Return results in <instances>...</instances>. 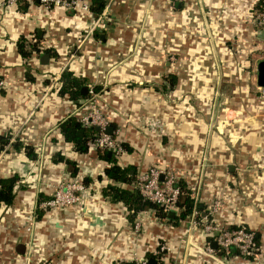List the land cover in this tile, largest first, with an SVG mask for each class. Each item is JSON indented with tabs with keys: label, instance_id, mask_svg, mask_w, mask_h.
Returning a JSON list of instances; mask_svg holds the SVG:
<instances>
[{
	"label": "crops",
	"instance_id": "0c3cea01",
	"mask_svg": "<svg viewBox=\"0 0 264 264\" xmlns=\"http://www.w3.org/2000/svg\"><path fill=\"white\" fill-rule=\"evenodd\" d=\"M261 9L259 0H106L100 15L90 8L45 9L38 0L0 5V134H9L0 151V176L18 175L12 201L0 204V264H121L134 253L151 257L147 254L162 242L170 246L173 264H226L216 246L213 253L204 250L212 237L201 227L185 235L192 213L175 223L179 207L164 216L147 208L130 222L120 201L102 195L105 184L125 183L105 176L107 161L91 145L80 152L63 138L58 122L70 115L78 118L91 97L70 99L58 93L64 68L81 78V84L93 85L95 103L111 133L125 143L115 156L120 166H128L133 177L148 166L168 168L176 183L190 190L197 217L205 215L225 228L252 229L260 243L264 234L256 228L264 225V170L258 172L257 152H252L264 147V120L252 118L257 113L264 119V100L255 82L260 58L252 65L250 84L243 64L224 61L237 55L233 37L248 39V50H264L261 28L249 22ZM91 23L94 28L86 38ZM210 34L218 39L212 51L205 38ZM20 37L38 49L22 56ZM40 51L48 53L46 63L40 62ZM52 73L59 78L56 88L45 80ZM229 83L234 89L227 96L220 86ZM242 101L247 103L244 110L253 113L249 125L236 124L227 142L211 134L209 119L219 102L242 107ZM15 141L30 146L35 156H26L23 146L12 148ZM56 153L75 162L74 174L63 160L54 161ZM69 180L84 185L78 203L38 205L40 194L46 199ZM214 199L219 206L209 213ZM82 204L102 223L90 224ZM37 209L42 211L39 217ZM24 213L33 219L29 230ZM17 243L23 244L22 252ZM257 259L256 253L229 264H257Z\"/></svg>",
	"mask_w": 264,
	"mask_h": 264
},
{
	"label": "built area",
	"instance_id": "2783aa9c",
	"mask_svg": "<svg viewBox=\"0 0 264 264\" xmlns=\"http://www.w3.org/2000/svg\"><path fill=\"white\" fill-rule=\"evenodd\" d=\"M18 0H1L2 7L15 6ZM43 8L48 9L50 6L61 7H79L83 10H89V3L86 0H38ZM260 28H264V9L255 12L252 19ZM94 24L89 27L90 34L92 33ZM264 57V53H263ZM4 86V78L0 70V87ZM89 86V85H88ZM260 94L264 95V86L256 85ZM88 92H92V87H88ZM95 104V103H94ZM91 105L89 111L86 110L78 117L83 126H97L95 136L88 141L89 145L93 148L104 151L110 150L114 156H118L122 152V144L116 135L107 133L105 131L108 125L106 117ZM91 109V110H90ZM130 186L135 188L142 199L149 200L158 204L162 210L175 209L178 207L177 201L180 194V188L176 184V177L174 173L168 168L161 166H148L147 168L137 172ZM84 185L78 180H69L57 185L51 196L41 200L38 205L42 208L47 207H63L71 204L78 203L82 198ZM219 206V200L214 199L208 207L207 212L213 213ZM193 216L188 219L186 226L187 237L191 234L190 230H194L201 223L203 232L209 234L215 242L217 254L226 260V264L231 263L234 257L229 255L231 248H236L240 253H251L253 257L256 255L254 251V231L244 227H230L225 228L219 226L211 220H207L206 216H198V211L192 210ZM139 221L137 219L133 222V227L138 228ZM31 223H26L25 229L29 230ZM169 245L165 242L158 243L151 251L154 264H173L167 252ZM204 250L208 253H213L214 249L206 241ZM125 264H147V257L142 255H131Z\"/></svg>",
	"mask_w": 264,
	"mask_h": 264
},
{
	"label": "trees",
	"instance_id": "16d2710c",
	"mask_svg": "<svg viewBox=\"0 0 264 264\" xmlns=\"http://www.w3.org/2000/svg\"><path fill=\"white\" fill-rule=\"evenodd\" d=\"M106 0H90L89 8L95 15H100ZM260 5L264 8V0H259ZM17 48L19 53L22 56L28 55L32 50H37L38 46L33 42H24V38L20 37L17 41ZM81 78L74 76L72 71L68 68H64L60 72V84L58 86V93L61 95H66L70 99H74L77 97H86L87 93H81L79 86L81 84ZM58 127L60 132L63 135V138L66 141H71L74 144V148L77 151L83 152L87 150L89 140H91L96 133V129L94 126H83L78 118L73 115L67 116L63 120L58 122ZM9 134L1 135L0 134V151L4 148V145L8 141ZM125 146V143H122ZM14 149H18L20 146H23L26 156L33 158L35 153L33 149L28 145H22L21 142L15 141L10 145ZM100 157L107 161V164L103 168V173L106 177L111 179L112 181L123 182L124 186H119L114 183H107L102 188V195L106 196L111 202L120 201L126 208V217L132 222L136 213L140 210L153 208L155 213L159 216H164L165 211L162 208L149 200L142 199L139 192L129 186L130 182L133 179V173L129 172V167L120 166L116 162V157L113 153L109 155L106 153L107 150L100 151L95 149ZM54 161L63 160L67 165V168L71 174L76 172L75 162L67 157H63L59 153H56L53 157ZM18 178V175L15 173L8 174L6 176H0V204H8L12 201L14 196L13 186ZM84 182H87V177L83 178ZM180 188V194L177 201L179 210L177 215L173 217V222L176 223L177 219H182L184 217L189 216L192 213V210L195 209L197 211V205L194 202L193 197L190 195V190L185 187L183 182L177 181L176 183ZM37 199L38 201L42 198ZM41 210H36V217L41 215ZM235 228L236 226H232ZM246 228V227H244ZM205 239L210 241L208 235L204 236ZM254 239V250L257 249L259 245L258 236L253 237ZM147 255L152 256L151 252ZM229 255L238 257V258H246L252 259L253 254L251 253H240L236 248H231L229 250ZM126 262H122L121 264H125Z\"/></svg>",
	"mask_w": 264,
	"mask_h": 264
},
{
	"label": "rangeland",
	"instance_id": "374dc122",
	"mask_svg": "<svg viewBox=\"0 0 264 264\" xmlns=\"http://www.w3.org/2000/svg\"><path fill=\"white\" fill-rule=\"evenodd\" d=\"M68 8H72V7H68ZM249 22L253 23V21L251 19ZM90 25L92 26L93 23H91ZM90 25L87 26V28L84 32V36L86 38L90 36V32H89ZM205 38H206V41L208 42L209 50L212 51L217 44L215 41L218 39L211 34L207 35ZM253 40H254V44H259L258 46L261 45L260 40H258V39H253ZM247 42H248V39H245L244 37H235V38L233 37L232 38V46L235 49H233L232 52H233V54H234V52H237V55L235 57H231V53H229V54L227 53L228 57H231V58H228V59L226 58L224 62H226L228 64L232 63V62H235V63L238 62V64H243L242 70H244V71L247 70V73L245 72V75L246 74L248 75L249 84H250V78L252 79V73H253L252 69H251L252 65H253L256 57L263 58L264 50L262 51L260 49V47H257L256 49L248 50L249 45L247 44ZM249 42H250V40H249ZM170 56H169V58H171ZM57 79H59V78H55V74L52 73L45 80L47 83H51L52 86H54V88H56ZM88 85L92 87V92L87 91V94L91 95V97H89L88 101L86 102L87 108L85 110L88 112L89 108H91V105H94L93 107L95 109L99 110L98 105L95 103L97 95L94 94L95 91H94L93 85L92 84H88ZM233 87H234V85L233 84L231 85V83H229L227 85L220 86V89L222 90L221 91L222 93H225L227 96H230L231 92H232L231 90L234 89ZM250 88H252V85ZM254 88L255 87L253 86V89ZM249 90H251V89H249ZM262 100H264V95H262ZM261 103H263V108H264V102L262 101ZM239 104L242 105V107L238 106L234 103L230 104L229 102H227L226 104H224L223 102H219V104L215 107L216 110L213 112V115L209 119L211 134L219 135L222 137L223 141L227 142V140L229 139V134L234 133L231 131L237 130V128H238L237 125L239 123L240 124L243 123L244 125H249L247 122L248 121L247 118H250V116H252L253 113L244 110L247 106L246 101L239 102ZM235 109H237V110H235ZM238 112H242V113L238 114ZM246 112L249 113V115ZM252 118L254 120L258 119L260 122H262L264 120L262 116H257V113H254V116H252ZM259 118H262V119H259ZM219 125L221 127L220 132L218 130ZM241 130H243V129L241 128ZM239 134H240V132H239ZM122 149H123V146H122ZM254 151H255V153L257 152L256 153L258 156L257 161L259 164V166H257L256 168L258 169V172H261L264 170V147H262V148L257 147L256 149H253L252 152H254ZM248 155H249V152L246 156L244 155V157L242 159H247ZM24 215L26 217L27 213H24ZM30 221H33V219H30L29 214H28L27 218L24 219V226L26 225V223H29ZM201 226H202V224L200 223L198 225V227H201ZM256 230L259 231L260 233L264 234V225H259L256 228ZM262 236L264 238V235H262ZM254 251L257 252V257H258L257 264H263L264 263V239L260 240V243L257 246V249H255Z\"/></svg>",
	"mask_w": 264,
	"mask_h": 264
},
{
	"label": "water",
	"instance_id": "95a60500",
	"mask_svg": "<svg viewBox=\"0 0 264 264\" xmlns=\"http://www.w3.org/2000/svg\"><path fill=\"white\" fill-rule=\"evenodd\" d=\"M259 36H260V38L264 39V28H261L259 30ZM73 47L75 48V46H73ZM38 55H39L40 62H42V63L47 62V59H48V53L47 52L40 51ZM255 82H256V85L264 86V57L260 58L256 63ZM79 89H80V92L84 94L88 91V86H87V84L83 83L79 86ZM94 128L97 129V126H94ZM105 131L107 133H111L112 132V126L107 125L105 128ZM106 153L109 155L111 153V151L107 150ZM81 208H82L84 214L89 217L90 224H96V223L101 224L102 223L101 218L96 213L89 210L85 205L82 204ZM167 213H168V215H171L173 213V209H168ZM210 245L212 247H215L214 240L210 241ZM15 248L17 251L22 252L23 251V244L17 243ZM147 264H154V259L152 257L147 258Z\"/></svg>",
	"mask_w": 264,
	"mask_h": 264
}]
</instances>
